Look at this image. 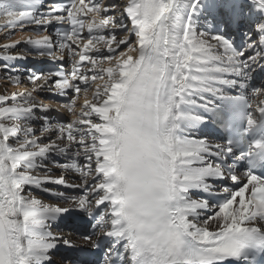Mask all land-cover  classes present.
<instances>
[{
    "label": "snow or ice",
    "instance_id": "snow-or-ice-1",
    "mask_svg": "<svg viewBox=\"0 0 264 264\" xmlns=\"http://www.w3.org/2000/svg\"><path fill=\"white\" fill-rule=\"evenodd\" d=\"M0 22L39 37L0 58L6 79L29 55L55 68L28 69L32 91L0 95V264H264V100L254 115L249 99L264 95V0H0ZM225 30L242 31L239 43ZM45 89H71L57 103L77 118L54 121ZM210 124L221 142L191 135ZM49 162L79 182L53 178Z\"/></svg>",
    "mask_w": 264,
    "mask_h": 264
},
{
    "label": "bare ground",
    "instance_id": "bare-ground-1",
    "mask_svg": "<svg viewBox=\"0 0 264 264\" xmlns=\"http://www.w3.org/2000/svg\"><path fill=\"white\" fill-rule=\"evenodd\" d=\"M112 2H116V3H124V0H112ZM104 4L109 3V0H103ZM95 16V13H89L87 16ZM100 18V17H99ZM0 24H2V22H0ZM30 27H34V26H30ZM14 31L12 29H6V30H0V58L8 56V55H20L21 52L20 50L23 49L25 47V43L19 42L21 39V41H24L26 39L27 34L29 35V33H31L29 31V29H27L26 31H20V33H16V35L13 37V35H11L10 32ZM18 31V30H17ZM227 32V30H225ZM231 35H235L234 31L229 32ZM22 34V35H21ZM241 34H243V32L241 31ZM33 39H38L39 37L36 36L33 33V36L31 37ZM125 38L123 36H118V39H122ZM29 39V38H28ZM132 41H135V37L131 38ZM16 40H19L16 42ZM27 41V40H25ZM19 42V43H18ZM215 43V42H213ZM16 45V48H12L9 49L8 51H4L3 50V46L4 45ZM123 47V46H121ZM97 49L103 50L104 49V44L98 43L96 45ZM131 55H133L134 57L137 55L136 53H130ZM30 60V63H40L42 62V60H45L47 58L44 57H40V56H36V55H29L27 56V59H23V60H16V61H9V63H15V68L18 70L12 72L11 74H8V78H5V73L3 71H0V95H11L12 93H20V92H25V91H32L33 89V85L31 83H29L28 79H27V74L25 72V70H23V64H30L28 63L27 60ZM64 65L70 70L72 71V64L73 62L67 58V56L65 57V60L63 61ZM105 66H108L107 62H105ZM86 70V69H85ZM19 74L22 78V82L21 83H16L12 77H14L15 75ZM258 76V75H257ZM51 79V78H49ZM41 82L37 81V86H39ZM100 83H103V81H101ZM95 85H93V89H95ZM49 92V90L45 89L43 92L39 93V95L37 96V100L40 104L47 106L46 104H48L47 102L43 103V96L47 95V93ZM35 95V93H34ZM73 95V93L71 94V96ZM88 98L89 100H91L92 98V92L90 91L88 94ZM84 93H80L79 94V98L76 101V104L78 106H82L84 103ZM251 104H252V112L255 115L257 112V106L260 104L261 100H264V95L262 94H257L254 97L251 95ZM51 109V108H50ZM76 112L77 115L79 114V107L76 108ZM64 114L66 116H68L70 118V121L72 122L73 120H75L77 118L76 115L71 114L68 110H65ZM57 113L53 114V120L55 121V117H56ZM43 123L42 121H38L34 127L37 129V135H43V136H47L48 134H42L39 132V126L40 124ZM191 135L197 137V138H201V136L198 134V132H193L191 133ZM46 142V140H45ZM56 157H62L59 155H56L54 158ZM47 172L53 177V178H59L60 176H64L65 179L68 181L69 184H73V183H78L79 182V176L76 173H73L71 171H66L64 169H61L58 166H54L52 165L50 162L48 163V168H47ZM33 175H40L41 178H43V172H39V173H33ZM46 187H49L53 190L54 193L56 192H64V189H67L68 191H66V193H68L69 195H74L73 193L70 192V190H73L71 188H65V187H60L57 185H52V184H48L45 185ZM251 186H249L250 188ZM249 193H247L248 195ZM31 195L33 196V198L40 200L43 204L48 205V206H60V207H64L65 205L61 204H57V197L56 195H49L48 193H45L43 191H39L36 189H33L31 192ZM236 205L233 206V208H235ZM233 209H230L229 211H232ZM217 223H219L218 220H211L209 221L207 227L209 229L210 232H215L218 230V225H216ZM53 232L55 234H63L66 238L73 240L74 243H76L77 245H83L85 242L83 240H79L77 239L73 234H70L67 232V229H63V226H61V228H56L53 230ZM57 261H59V257L56 258Z\"/></svg>",
    "mask_w": 264,
    "mask_h": 264
},
{
    "label": "rangeland",
    "instance_id": "rangeland-1",
    "mask_svg": "<svg viewBox=\"0 0 264 264\" xmlns=\"http://www.w3.org/2000/svg\"><path fill=\"white\" fill-rule=\"evenodd\" d=\"M29 27L30 26H28V27H25L24 29H23V31H26L27 29H29ZM18 30V31H17ZM22 31L21 29H15L14 31H9L10 33H12V32H14V34H11V35H13V37L16 35V33L18 32V33H20V31ZM27 36H28V34H27ZM28 38H30V37H26V39L25 40H27ZM1 40V39H0ZM19 40H21V39H19ZM19 40H16V42L17 41H19ZM25 40L24 41H21L22 43H24L25 42ZM230 210V209H229ZM216 225H218V223L216 224Z\"/></svg>",
    "mask_w": 264,
    "mask_h": 264
}]
</instances>
